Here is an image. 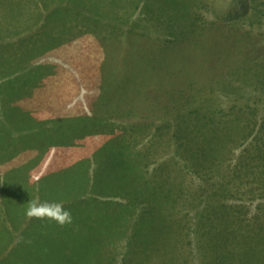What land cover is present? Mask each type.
<instances>
[{"label": "rangeland", "instance_id": "1", "mask_svg": "<svg viewBox=\"0 0 264 264\" xmlns=\"http://www.w3.org/2000/svg\"><path fill=\"white\" fill-rule=\"evenodd\" d=\"M33 48L41 54L26 62ZM3 68L12 117L26 110L72 144L15 149L0 187L10 169H29L26 196L61 202L77 222L62 261L67 227L34 233L36 219L15 215L0 259L29 241L31 264H264V0H0ZM187 142L199 152L184 166L173 151ZM76 164L87 171L66 169ZM61 169L85 188L43 196V177ZM122 169L131 182L114 189L120 174L106 182ZM93 194L130 202L115 229V216L77 200Z\"/></svg>", "mask_w": 264, "mask_h": 264}, {"label": "trees", "instance_id": "2", "mask_svg": "<svg viewBox=\"0 0 264 264\" xmlns=\"http://www.w3.org/2000/svg\"><path fill=\"white\" fill-rule=\"evenodd\" d=\"M80 2H85V0ZM56 12L53 14L54 16L57 14L61 15L62 12L58 13L60 10V6L55 8ZM75 12V11H73ZM23 17H28V15L26 13L22 14L21 17L18 20H21V18ZM53 17L49 14L47 16V19H52ZM158 18V17H157ZM35 42V41H34ZM36 44V42H35ZM45 47L48 46H44V50L46 49ZM41 54L38 50L36 49H31L29 52H27L26 54V62L29 59H32V57ZM13 57V56H12ZM11 57V58H12ZM11 58L8 57V59L10 60ZM8 64V63H6ZM13 72V70H9L7 68H3L0 71V75L1 77L4 75H9ZM8 87V86H7ZM11 88V87H8ZM16 90H19V88H17ZM2 106H4L1 108L0 107V162L3 160H7L10 157H12L14 155V150L15 149H24V150H34L36 149V147H41L47 143L50 142H54L55 139H58L62 144H56L53 146H58V145H71L72 143L66 144V142H63V138L57 134H55L54 136H52L49 133V128L44 127L42 122L36 121L33 118H26L28 113H26V110H22L23 113L19 114L18 116L15 115V117L13 118L11 113L15 112L16 110V106L13 107L9 106L7 104H5V102H1L0 103ZM20 107V106H19ZM17 107V108H19ZM96 120V119H94ZM54 127L57 128V130L59 132L61 129L58 128V123L57 121L54 122ZM67 131L69 129H66ZM62 133V132H61ZM40 134V135H39ZM39 135V137L37 138V136ZM219 142L220 138L217 137ZM216 139V138H215ZM208 141H213V136L207 137ZM224 140V139H223ZM64 143V144H63ZM211 143V142H209ZM190 145V147L188 146ZM193 145L189 142H187V146L185 147V150H180V152L178 150H174L173 154H179L180 156H183V158H185V160H183V165L187 166V162L189 160V158H196L197 153L199 152V150H197L198 147L193 148ZM52 147V146H51ZM193 149L192 153H188L189 149ZM122 150V147H121ZM123 152V151H122ZM121 153V152H120ZM114 162V161H113ZM115 164V162H114ZM125 165L129 166L131 169H137L141 167V164L138 162V158L134 157V156H128L127 160L125 161ZM121 166V165H120ZM21 169V167H16V169H10L9 171H7L4 175V179L6 180L5 184L0 187V196L3 199L2 204L0 205V249H4L8 242L10 241V236H9V232L6 234V229H5V224H7L8 222H10V224H13L12 219L15 215L17 216H22V218H26L25 215V210L27 208V205H24L25 200L27 199V203L30 200H33V198L29 195L26 196V191L24 190L23 187H25L26 183L24 181V174L27 170L19 173V176H17L18 173L15 172V170L17 169ZM67 170H69V172L72 173H83L86 172L87 169L86 167L82 166V164H76L70 167L66 168ZM118 170V169H117ZM124 172V169L119 170L116 174L115 180L114 178H111L108 182V184H112L115 181H117V176H119V174L122 176V178H120V180H118L116 182V187L114 189L117 188H126L131 180H130V175L127 172H124L123 175L121 172ZM67 171H63L58 170L56 172L50 173L47 176L43 177V182L46 183L45 184V188H42V190H40V192L43 194V196L45 197H49V198H53L54 196H56V194H58L60 197H64L67 198V196L69 194L72 193V190L76 193L77 188H79V190H82L85 188L84 183L75 181L73 178H70L67 174ZM108 177V176H106ZM12 180H14V182H12ZM24 181V183L22 184L21 182ZM50 182H54L53 184H50ZM15 184L17 187H15ZM21 184V185H20ZM56 184H57V190H56ZM83 184V185H80ZM22 186V187H21ZM167 192H169V190L167 189ZM79 193V192H78ZM154 193V197L156 198V202L158 203L160 198L158 196V194ZM6 195V197H5ZM103 197L104 194H93L91 197L89 196H84L82 198H78L77 200H79V203L82 204L83 206L86 207H92V204L90 202V200L94 201V205H99L100 209L102 212H107L110 215L115 216L114 219V229H115V222L118 219H121L120 217L122 216L124 210L127 208V206L130 204L129 201H127L126 197H123L124 199H126V204L123 203V201L119 200L116 201V206H108L107 205V201H100L98 200L97 197ZM69 197V196H68ZM18 198V199H16ZM24 199V201H23ZM95 215H98L99 213L96 212L94 213ZM7 218H11L9 221L7 220ZM255 218L259 219L262 221V223L264 224V218H261L260 213H257L255 215ZM35 218H32V221ZM46 220H37L35 222L38 223V225H40L41 227H31L28 228L29 231H33L34 233H40L41 234V230L47 231L49 229H51L49 226L53 221H47ZM77 222V218L75 216H72V222L70 224H65L63 225L64 227H67L64 230V236H65V241H66V246L63 248L62 250V254H61V260H64V254L66 253V251L68 250V248L70 247L71 243H72V239H73V234H72V230L74 232V226ZM4 226V227H3ZM30 227V226H29ZM114 229L112 228L111 231H114ZM257 232H258V228L256 226H254V231L253 234H251L250 229H249V233L247 235V241L245 243L249 244V245H257L254 237H256L257 239L261 240L259 237H257ZM111 232H101L100 235L103 237L105 234H108ZM80 236L83 234L82 231H80ZM262 242V241H260ZM264 246V243H260ZM31 245V242L26 241L21 243L19 246L16 245V243H14V245L11 248V255L13 256V258L16 259H22L21 262L19 261H15L13 259H0V264H31L30 263V259L26 258V256H29L30 254H32L31 251H28L29 246ZM99 250H100V246L97 242V249L95 254H93L94 256L99 255ZM24 257V258H23ZM243 260V259H242ZM263 260V259H261ZM257 261L256 264H259V262L261 261ZM26 262V263H23Z\"/></svg>", "mask_w": 264, "mask_h": 264}, {"label": "clouds", "instance_id": "3", "mask_svg": "<svg viewBox=\"0 0 264 264\" xmlns=\"http://www.w3.org/2000/svg\"><path fill=\"white\" fill-rule=\"evenodd\" d=\"M25 215L29 219L55 221L61 226L72 222L71 212L65 209L61 202L40 201L38 198L28 202Z\"/></svg>", "mask_w": 264, "mask_h": 264}]
</instances>
